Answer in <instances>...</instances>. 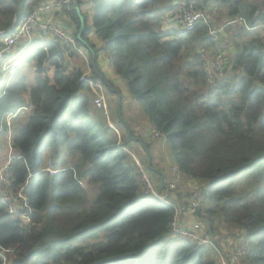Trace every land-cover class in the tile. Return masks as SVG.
I'll list each match as a JSON object with an SVG mask.
<instances>
[{"label":"trees","instance_id":"obj_1","mask_svg":"<svg viewBox=\"0 0 264 264\" xmlns=\"http://www.w3.org/2000/svg\"><path fill=\"white\" fill-rule=\"evenodd\" d=\"M45 1L24 0L18 18ZM54 1L87 55L88 78L113 94L108 114L119 134L94 107L81 81L84 67L67 63L76 56L72 47L54 39L40 47L34 33L0 89V117L26 108L25 125L12 138L20 157L9 162L8 189L17 193L26 183L23 192L34 210L33 224L22 226L0 203V247H13L5 264H220L211 254L220 249L215 241L197 246L172 236L174 208L145 198L132 155L147 164L158 193L168 180L202 183L210 198L202 209L225 224L228 238L243 240L237 264H264V37H249L256 27L264 30V0H182L204 16L207 7H226L218 22L223 36L216 22L215 40L208 20H197L190 32L161 29L179 0H90V13L80 0ZM18 2L0 0V32L11 25ZM75 5L85 24L80 39ZM223 41L236 52L212 72L202 51L222 53ZM194 44L202 46L197 51ZM101 57L114 77L106 76ZM28 66L35 74L29 88ZM147 131L165 137L169 151L158 152L169 153L174 175L152 164L160 144L147 139ZM46 156L53 172L42 171ZM241 178L246 185L239 192ZM84 180L97 185L89 205L79 184ZM164 195L173 204L179 198ZM205 224L210 237L215 221L206 215Z\"/></svg>","mask_w":264,"mask_h":264},{"label":"built area","instance_id":"obj_2","mask_svg":"<svg viewBox=\"0 0 264 264\" xmlns=\"http://www.w3.org/2000/svg\"><path fill=\"white\" fill-rule=\"evenodd\" d=\"M68 1V0H66ZM65 1V2H66ZM55 5H59L56 3ZM53 4L43 3L34 7L30 12L20 18L13 30V32L5 34L0 47V89H5L9 83L10 76L15 70L16 64L19 62L23 49L27 47L34 33H38L41 38L39 46L44 47V41L54 39L62 44L69 45L78 54L83 61L87 64L88 58L85 51L76 46L75 36L72 32L59 23L48 20L45 15L50 14ZM173 15L175 16V26L178 31L190 32L194 30L197 20L202 19L207 23V18L204 16L200 9L195 8L192 4H187L182 0H179L173 4ZM264 27V26H263ZM219 30L210 28L209 33L213 35L217 34ZM215 39V38H214ZM222 54L216 53L213 60L210 62L209 68L213 72H218L224 66L222 61ZM89 68L83 72L81 81L87 83L88 88L93 92V105L97 110H101L104 115L108 116V109L105 100L102 84L98 81H94L88 78ZM26 108H20L16 112H7L0 117V137L4 138L9 147L8 160L0 165V203L6 206V212L9 217L17 220L22 226H31L32 214L34 210L31 208L26 194L21 190L17 193L8 189L9 177H8V165L13 158H19L20 155L12 154L14 148L12 147L13 133L16 130L15 120L18 114ZM158 133V132H157ZM137 163V160L135 159ZM51 165L48 162L42 171H52ZM175 168V167H174ZM177 169L175 168V171ZM141 172V184L142 191L146 199H157L160 202L168 204L174 208V216L170 223V233L174 238L185 239L193 242L197 246H214V242L211 239L205 238L201 226L199 223L191 221L187 223L184 219L178 220V215L183 214L186 219L187 215L199 213L201 217L200 204L203 198L202 186L194 192L191 198H188L185 206L182 208V212L177 211V206L180 204L172 203L167 199L165 195H159L156 193L148 179V176L140 169ZM31 174L28 175V178ZM80 184V181H79ZM243 240L241 247L236 252L231 254L228 262L221 260L220 264H237V259L243 249ZM13 251V247L2 248L0 247V260L2 264H5L8 260V255Z\"/></svg>","mask_w":264,"mask_h":264},{"label":"rangeland","instance_id":"obj_3","mask_svg":"<svg viewBox=\"0 0 264 264\" xmlns=\"http://www.w3.org/2000/svg\"><path fill=\"white\" fill-rule=\"evenodd\" d=\"M80 1L82 3V6L83 5H85V6L88 5V7H89V1L90 0H80ZM45 2H49V1L46 0ZM66 2H71V0H68ZM213 7L214 8H217V11L220 12L221 14H224V12L227 10L226 7L223 6V5H219L218 7L217 6H213ZM84 10L86 12L90 13V7L88 9H84ZM170 17L171 18H169V16H164L162 18V21H161V29L164 30V31H169V32L178 31L177 28H176V26H175V21H174L175 16L173 15V12H172V16H170ZM89 22H90V17L88 16V23ZM222 25L223 24H219L218 28L223 27ZM71 30H72V28H71ZM220 32H223V30H220ZM215 37H216V34H214V38ZM201 46H202V44H200V45L199 44H194V48L197 51L199 50V48ZM227 50L228 49L221 50L222 51L221 54H222L223 58H226V59L229 57V54H228ZM234 51H235V49H234ZM229 53H230V55L233 56V54L235 52L229 51ZM201 57L202 58H206L207 65H208V68H209L210 62L213 60V57H214V51L210 54V52H208L206 49H203ZM75 59L77 61H79L83 65V67H84L83 72H85L87 70V67H88L87 64L83 61V59L78 54H76ZM101 62H102V65H103V70H105L106 73H107V70L108 69L111 70V68L107 65V63H104V60L102 59V57H101ZM226 62H227V60H226ZM223 64H225V63L223 62ZM34 75L35 74H34L33 70L32 71L29 70V75H28L29 76L28 77V88L32 84ZM106 76L112 78V75H110L108 73H107ZM120 86H122V85H120ZM103 91H104V95H105L107 109L109 110V103L113 99V94L110 93V92H107L104 88H103ZM90 92H91L92 99H93V92L91 90H90ZM113 101L115 102L116 99H114ZM109 113H111L110 110H109ZM25 115H26V112L24 110L21 111L18 114V116H17V118L15 120L16 130L18 128L21 129L25 125V121L21 122L22 121V118H24ZM134 115H135V113H134ZM106 118H107V122H108L109 126L117 134H119L118 133V130L115 128L113 122H111V120L109 119V114H108V116H106ZM16 130L14 131V133L16 132ZM14 133H13V135H14ZM146 135L148 136L147 139L148 138H151V140H153L154 143L160 144V145H155L156 147L153 150V152H154L153 154H155V158L152 160V164L155 167L161 168L162 169V174H164L165 176H168L170 174H173L174 175V173H175V168H174L175 165H173V163L171 161V158L168 155L169 153L166 154V151L165 150H163L160 153L158 152L159 150H162L164 148H167V151H169L168 147L166 146L165 137L162 136V135H160L159 132L157 133V132H152V131H147ZM144 137H146V136H144ZM0 141H1V144H2L1 145V148H0V165H2V164H4L8 160V157H9V147H8L7 141L4 138H0ZM15 153H16V151L13 150L12 151V154H15ZM144 153L146 154L147 151L144 150ZM132 156H133V159L134 160L135 159L137 160L138 167L141 170H143L144 173L147 176H149L148 175L149 172L146 169L147 164H144L141 161H139L138 158L135 155H132ZM48 162L49 161H48V158L46 156V158H45V163L46 164H44V166L47 165ZM49 163L51 165V168L50 169H53L52 163L51 162H49ZM148 179H150V176L148 177ZM245 181H246V178H241L238 181V183L236 184L235 187L238 189L239 192H241L243 186L246 185ZM80 184H81V186L86 191V198L88 200L87 205H89L94 200V198H95V196L97 194V185L96 184H89V183L86 182V180L80 181ZM154 184H155V186L157 188L158 185L156 183H154ZM151 185H152L153 190L156 193H158L157 190H156V188L152 184V182H151ZM260 185L263 186V183H260ZM199 186H202V189L204 187V185L202 183H199V182L194 181L192 179H183L181 181H179V180L169 181L168 180L167 181V189L164 191V193H158V194L159 195H164L165 193H173L175 195H178L181 200H180V204H178V206H177V211L180 210L182 212V208H183V206H185V203H186L187 199L188 198H191L193 196L194 192L199 188ZM189 189H191V190H189ZM178 193H180V195ZM202 194H203V198L201 200L200 209L205 208L206 206H208V202H210V198L206 197L205 196V193L202 192ZM196 214L198 215L199 213H196ZM192 215L193 214H191L190 216H192ZM206 215L209 216V219L210 218H213L214 221H215L214 231H213V233L211 235L209 234V236L211 238L206 235V224H205V216ZM214 216L215 217H212V216L206 214L205 211L202 209L201 210V217L198 216V218H196L195 222H197V223L200 224L202 233H203V235H204L205 238L211 239L213 242L215 241L217 243V245L215 244V247L217 249L219 247L220 248L219 251L216 252V250H214V253H211V254H213V259L216 260V262L220 263L222 259L225 260L224 257H225L226 254H228L230 256L231 254H233L234 252H236L239 247H241V245H242V239L241 238H235L236 235L235 236H232V238H228V230H227V227L225 226V224L219 223L218 222V219H217V216L216 215H214ZM181 219H184L187 223H190L191 221H194L192 218L190 220L185 219L183 214L178 215V220H181ZM218 230H221V233L222 234L219 233ZM99 237L101 238L102 235H100ZM224 237H225V240L223 239ZM87 242H89V241H81L79 244L83 245V244H85ZM73 244L75 245L77 243H73Z\"/></svg>","mask_w":264,"mask_h":264},{"label":"crops","instance_id":"obj_4","mask_svg":"<svg viewBox=\"0 0 264 264\" xmlns=\"http://www.w3.org/2000/svg\"><path fill=\"white\" fill-rule=\"evenodd\" d=\"M45 3V2H44ZM47 3H50V4H53V6H52V11L53 12H50V14H48V15H45V17L48 19V20H50V21H52V22H55V23H59L60 24V22L61 23H63V24H65L66 25V28L69 30V31H71V28H72V25L69 23V21L70 20H68V18L66 17V15L64 14V13H59L58 12V10H59V5H55L56 3H55V1L54 0H49V2H47ZM89 7H88V5H83L82 6V10L83 11H85L84 9H88ZM170 16H172L171 14L169 15V18H171ZM205 17L207 18V20L208 21H211L212 22V24H213V27L214 28H216L217 27V24H219L218 22L221 20V19H223L224 20V17L222 16V14L220 13V12H218L217 11V8H214V7H207L206 8V14H205ZM216 22H217V24H216ZM235 24H240V23H243V22H241V21H236V22H234ZM240 25H242V24H240ZM219 26V25H218ZM223 27H220L221 28V30H223V28H224V25H222ZM220 35L221 36H223V34H222V32H220ZM219 35V36H220ZM249 37L250 38H262V37H264V30H263V28L262 27H256V28H254V29H252L251 30V32H250V35H249ZM215 40V39H214ZM221 40H223V39H221ZM94 41L95 42H97V43H100L96 38L94 39ZM226 44V45H225ZM223 45H224V47H225V49H228L229 51H233V52H236V50L234 51V47L231 45V43H228L227 41H223ZM0 47H1V42H0ZM206 50L208 51V52H212V50H214V49H212V48H210V47H206ZM227 50V52H228V54H230L229 53V51ZM230 56H232V55H230ZM67 63L70 65V66H74V67H80L81 69L83 68V65L79 62V61H77L76 59H75V57H72V58H68L67 59ZM111 68V67H110ZM29 70H31L32 71V67L30 66H28L27 68H26V70H25V72H26V74H27V77H29L28 75H29ZM104 72H105V70H104ZM107 73L108 74H110V75H112V77H114V72H113V70H112V68H111V70L110 69H108L107 70ZM107 73L105 72V74L107 75ZM177 200H178V202L181 200L180 199V197L179 198H177ZM177 200H176V203H178L177 202ZM196 219L197 218V214H194V215H192V216H190V215H188L187 217H186V219H188V220H190V219Z\"/></svg>","mask_w":264,"mask_h":264},{"label":"water","instance_id":"obj_5","mask_svg":"<svg viewBox=\"0 0 264 264\" xmlns=\"http://www.w3.org/2000/svg\"><path fill=\"white\" fill-rule=\"evenodd\" d=\"M23 2H24V0H19L18 6L16 8L15 15L13 17L11 25L9 26V28L5 29L4 31H1L0 32L1 34L2 33L8 34V33L13 32V30H14V28H15L18 20H19L18 14H19V10H20L21 6L23 5ZM75 10H76V13H77V15L79 17V21H80V27H79V29L77 31L76 38L80 39V35H81L82 31L85 28V24H84V19H83L82 15L80 14V10H79L77 5H75Z\"/></svg>","mask_w":264,"mask_h":264},{"label":"clouds","instance_id":"obj_6","mask_svg":"<svg viewBox=\"0 0 264 264\" xmlns=\"http://www.w3.org/2000/svg\"><path fill=\"white\" fill-rule=\"evenodd\" d=\"M26 110V109H25ZM1 138V137H0ZM18 154V153H17ZM45 167V166H44ZM81 185V184H80Z\"/></svg>","mask_w":264,"mask_h":264}]
</instances>
